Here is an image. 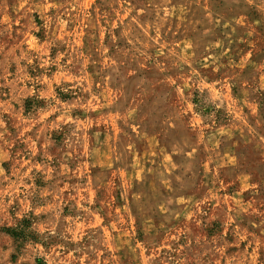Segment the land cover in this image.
<instances>
[{
	"label": "rangeland",
	"instance_id": "374dc122",
	"mask_svg": "<svg viewBox=\"0 0 264 264\" xmlns=\"http://www.w3.org/2000/svg\"><path fill=\"white\" fill-rule=\"evenodd\" d=\"M0 264H264V0H0Z\"/></svg>",
	"mask_w": 264,
	"mask_h": 264
},
{
	"label": "trees",
	"instance_id": "16d2710c",
	"mask_svg": "<svg viewBox=\"0 0 264 264\" xmlns=\"http://www.w3.org/2000/svg\"><path fill=\"white\" fill-rule=\"evenodd\" d=\"M5 233L10 235V236H12V237H16L17 238L16 232H11V230L5 229Z\"/></svg>",
	"mask_w": 264,
	"mask_h": 264
}]
</instances>
